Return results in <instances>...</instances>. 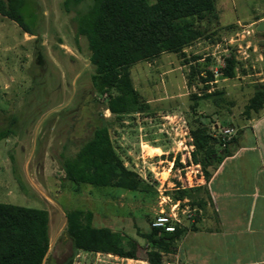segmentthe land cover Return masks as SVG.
Segmentation results:
<instances>
[{"label":"rangeland","instance_id":"1","mask_svg":"<svg viewBox=\"0 0 264 264\" xmlns=\"http://www.w3.org/2000/svg\"><path fill=\"white\" fill-rule=\"evenodd\" d=\"M63 1L23 0L21 14L34 35L0 13V131L7 134L0 139V203L47 209L46 264H118L112 253L74 249L64 211H90L93 226L121 233L123 244L136 241L142 251L150 250L141 234L161 197L170 199L163 205L167 212L175 192L195 186L199 171L204 174L189 148L190 128L208 129L215 121L212 108H245L261 84L253 74L260 49L247 21L264 14V0H214V10L195 19L202 34L181 52L133 63L132 84L148 108L119 118L94 91L86 39L75 34L74 13L65 11ZM229 54L236 66L227 78L220 70ZM205 71L212 80L203 81ZM104 120L115 152L138 177L135 191L77 186L64 178L63 159ZM218 120L228 124L224 117ZM196 157L205 160L203 151ZM213 164L205 166L207 173ZM198 193L191 189L181 206H197Z\"/></svg>","mask_w":264,"mask_h":264},{"label":"trees","instance_id":"2","mask_svg":"<svg viewBox=\"0 0 264 264\" xmlns=\"http://www.w3.org/2000/svg\"><path fill=\"white\" fill-rule=\"evenodd\" d=\"M22 4L23 0H0V13L16 22L24 32L34 35L24 23ZM63 7L74 13L75 34L86 39L89 61L94 69L90 75L94 91L106 97V109L119 118L148 108L133 87L130 66L161 52H181L202 34L195 26V19L211 13L214 0H64ZM225 63V68L220 70L221 76L233 77L234 56L229 54ZM204 74L203 81L213 79L212 73L205 71ZM262 88V84L256 85L254 95L243 108V115L258 113L264 99ZM108 129L106 120L101 121L74 155L63 159L64 178L77 186H115L135 191L138 177L124 167ZM189 134L195 152L193 160L201 164L203 176L207 178L205 166L215 160V145L222 141L210 135L203 124L190 128ZM6 135L5 131H0V139ZM200 151L205 160L196 157ZM193 188L197 190L195 186L178 189L175 198L191 196L189 192ZM64 215L65 231L74 249L139 258L149 264L163 263V254L171 251V244L180 232L178 226L172 232L150 227L149 232L141 234L151 247L145 252L136 241L123 244L121 233L105 226H93L90 211L66 210ZM48 222L45 208L0 203V264H46ZM64 264L71 262L68 260Z\"/></svg>","mask_w":264,"mask_h":264},{"label":"crops","instance_id":"3","mask_svg":"<svg viewBox=\"0 0 264 264\" xmlns=\"http://www.w3.org/2000/svg\"><path fill=\"white\" fill-rule=\"evenodd\" d=\"M263 23L264 14L247 21L260 49L259 70L253 74L255 82L263 85L264 96ZM242 111L212 108L215 121L207 130L222 142L215 145L216 157L208 177L201 171L202 178L197 175L195 215L181 219L179 235L171 251L163 254L162 264H264V99L257 114L245 116ZM221 117L228 124H220ZM225 129L231 132L224 134ZM190 147L194 151L192 142ZM151 221L142 234L149 232ZM113 258L118 264H149L116 254Z\"/></svg>","mask_w":264,"mask_h":264},{"label":"built area","instance_id":"4","mask_svg":"<svg viewBox=\"0 0 264 264\" xmlns=\"http://www.w3.org/2000/svg\"><path fill=\"white\" fill-rule=\"evenodd\" d=\"M231 130L225 129L223 133H230ZM161 202L158 204V211L150 225L154 228H161L164 231L172 232L174 228L180 224L182 218H192L194 217L195 209H189L188 205L184 207L181 206L182 202L178 199L173 202H169L168 211L166 212L163 208V205H166V202L170 201L168 196H162ZM182 215V216H181ZM164 264H171L166 262Z\"/></svg>","mask_w":264,"mask_h":264}]
</instances>
